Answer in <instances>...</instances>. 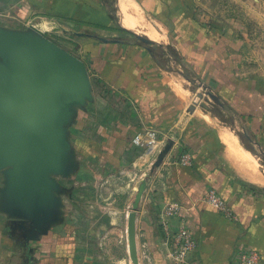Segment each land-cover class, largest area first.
I'll use <instances>...</instances> for the list:
<instances>
[{"label": "crops", "instance_id": "obj_1", "mask_svg": "<svg viewBox=\"0 0 264 264\" xmlns=\"http://www.w3.org/2000/svg\"><path fill=\"white\" fill-rule=\"evenodd\" d=\"M124 2L168 39L152 40L168 58L167 49L174 50L179 64L203 72L202 78L246 70L254 58L261 77L250 85L264 90V0ZM124 18L120 0H0V29H40L85 65L91 84L90 98L67 126L79 158L66 174L49 176L45 219L19 202L11 168L0 170V264H132L127 207L144 181L137 212L140 264H237L244 249L259 252L264 264V180L236 160L224 134L199 124L198 108L189 112L194 95L182 72L170 69L154 48L123 40L139 31L126 28ZM67 37L77 39L79 55L56 40ZM2 64L12 61L0 55ZM255 97L263 121L264 95L256 91ZM143 128L167 137L155 156L132 144ZM184 153L192 156L190 166L180 163ZM210 191L236 220L204 202ZM170 208L179 213L168 216ZM182 229L196 242L186 263L170 257L169 240Z\"/></svg>", "mask_w": 264, "mask_h": 264}, {"label": "water", "instance_id": "obj_2", "mask_svg": "<svg viewBox=\"0 0 264 264\" xmlns=\"http://www.w3.org/2000/svg\"><path fill=\"white\" fill-rule=\"evenodd\" d=\"M139 41L152 40L140 34ZM0 55L12 64L0 65V170L11 168L10 176L19 202L43 219L53 185L50 175L66 174L74 158L67 126L76 108L91 96L85 65L44 38L32 27L30 34L8 33L0 29ZM207 89V87H204ZM197 98L214 107L224 106L220 96L208 91ZM203 102L194 101L189 112ZM172 147L168 143L163 151ZM146 189L138 188L128 216V242L132 264H140L137 244V212Z\"/></svg>", "mask_w": 264, "mask_h": 264}, {"label": "rangeland", "instance_id": "obj_3", "mask_svg": "<svg viewBox=\"0 0 264 264\" xmlns=\"http://www.w3.org/2000/svg\"><path fill=\"white\" fill-rule=\"evenodd\" d=\"M137 34L147 37L140 32H137ZM125 36L128 37L123 40L138 43L142 47L146 46L139 41L136 34L131 36L126 34ZM56 40L71 52L79 55L76 50V46H78L77 39L67 37L66 39L56 38ZM160 42L167 43L168 39H162ZM153 48L157 53L156 57L160 58L161 61L167 60L166 62L170 69L176 72H182L184 76L188 77L187 80L190 82V89L192 90V95H194V100L207 104L205 100L200 101V99L197 98V94L204 93L205 98H209L207 95L208 91L220 96L225 106L216 105L211 107L207 104L211 108V111H207L201 106L198 107L200 110L197 117L200 118L199 124L206 127L208 131H220V134H225L226 132L238 134L242 141L241 146L250 147L260 157L258 160L260 164H258L257 173L262 180H264V120L262 121L261 117V109L263 106H261L260 102L255 97L257 90V88H255L256 86L250 85V83H255L256 77H261L260 73L257 72L258 70H256L255 59L253 58L248 61L246 70H239L238 68V70L236 69L232 73L213 72L211 76L207 74L206 77L202 78L197 75L195 71L193 72L188 65L179 64L178 61L181 63L180 56H178L174 50L167 49V52L171 53L170 59V56L168 58L167 54H163V50L159 49L157 45ZM169 61H172V64H170ZM243 78L248 79L244 80ZM249 78L251 80H249ZM205 86L207 89L204 88ZM262 91L264 92L263 88ZM204 113L207 116L206 119ZM74 156L76 160L79 158L76 154H74ZM239 170L244 173L241 168H239Z\"/></svg>", "mask_w": 264, "mask_h": 264}, {"label": "built area", "instance_id": "obj_4", "mask_svg": "<svg viewBox=\"0 0 264 264\" xmlns=\"http://www.w3.org/2000/svg\"><path fill=\"white\" fill-rule=\"evenodd\" d=\"M167 137L160 131L151 128H143L132 137V144L142 149L146 154L155 156L162 142L166 141ZM180 163L183 165L192 164V156L189 153H184L181 156ZM204 202L215 208L224 217L229 220H236L237 217L231 210L228 203L216 192L210 191L204 198ZM130 212L131 205L127 207ZM178 209L170 208L167 211L168 216L177 215ZM171 247L170 257L179 263H186L190 252L196 248V242L188 230H180L173 234L169 240ZM261 254L255 250H241L237 256V264H261Z\"/></svg>", "mask_w": 264, "mask_h": 264}, {"label": "bare ground", "instance_id": "obj_5", "mask_svg": "<svg viewBox=\"0 0 264 264\" xmlns=\"http://www.w3.org/2000/svg\"><path fill=\"white\" fill-rule=\"evenodd\" d=\"M120 1L122 4V12L125 15L123 24L125 25L126 28L135 29V30L137 29L140 31V33H142L143 35L147 36L148 38L156 42H160L162 39L163 40L165 39V37L163 36L164 34L162 35L161 33H158L154 29V27H152L150 24L145 23L142 15L139 13V10L137 11L135 6H132L131 4L130 5L125 4L124 2L125 0H120ZM131 12L133 14H131ZM177 91L182 95L185 94L184 91L180 89H177ZM223 140L225 145L228 147L230 152L233 153V155L235 156L238 162H240L245 167H247L250 170V172H252L253 174L255 175L258 174L257 173L258 163L256 159L254 158V156H252V154L248 150L243 149L241 147V143L238 139L237 134H231L227 132L223 135Z\"/></svg>", "mask_w": 264, "mask_h": 264}, {"label": "trees", "instance_id": "obj_6", "mask_svg": "<svg viewBox=\"0 0 264 264\" xmlns=\"http://www.w3.org/2000/svg\"><path fill=\"white\" fill-rule=\"evenodd\" d=\"M154 46H155V44L152 42L149 47L153 48ZM154 53H155V51H154ZM216 72H230V73H232L234 71L225 70V71H216ZM200 74H204V73L201 72ZM200 74H199V76H200ZM185 77H186V79H188L187 76H185ZM255 88H257L256 91H258L259 93L261 92L264 95V92L260 91V90H262V88L260 87V85H258V87H255ZM250 151L252 152L253 155H255L258 159H260V157L255 153L254 150L250 149Z\"/></svg>", "mask_w": 264, "mask_h": 264}, {"label": "flooded vegetation", "instance_id": "obj_7", "mask_svg": "<svg viewBox=\"0 0 264 264\" xmlns=\"http://www.w3.org/2000/svg\"><path fill=\"white\" fill-rule=\"evenodd\" d=\"M221 101H222V99H221ZM223 102V101H222ZM223 104H224V102H223ZM224 106H225V104H224Z\"/></svg>", "mask_w": 264, "mask_h": 264}]
</instances>
